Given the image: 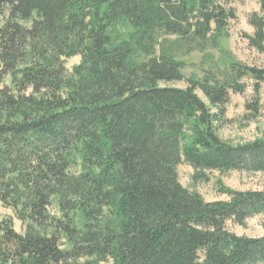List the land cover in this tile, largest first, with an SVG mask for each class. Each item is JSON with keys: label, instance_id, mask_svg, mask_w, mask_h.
<instances>
[{"label": "trees", "instance_id": "16d2710c", "mask_svg": "<svg viewBox=\"0 0 264 264\" xmlns=\"http://www.w3.org/2000/svg\"><path fill=\"white\" fill-rule=\"evenodd\" d=\"M233 1L0 0V264H264V235L225 226L264 215V191L206 202L177 174L264 173V139L217 134L229 91L247 77L257 94L264 68L168 86L226 34ZM248 24L263 52L264 17Z\"/></svg>", "mask_w": 264, "mask_h": 264}, {"label": "rangeland", "instance_id": "374dc122", "mask_svg": "<svg viewBox=\"0 0 264 264\" xmlns=\"http://www.w3.org/2000/svg\"><path fill=\"white\" fill-rule=\"evenodd\" d=\"M236 18L229 22L226 34L217 39L216 44L202 52H193L179 58L183 67L181 73L184 79L169 83L168 86L185 89L189 81H203L207 76L219 82L231 84L234 82L232 66H249L264 68V51L259 52L249 46L248 36L253 35V28L248 24L252 13L261 14L256 1L236 0L230 3ZM122 33L127 32L120 25ZM80 62L79 57L65 61V67L70 74L74 66ZM243 91H229V99L225 105V121L218 129L220 139L232 144H244L264 139V86L257 94L253 92V81L245 77L238 80ZM196 94L204 99L200 91ZM179 183L189 191L198 193L206 202L227 201L223 193L232 191H264V173H246L231 171L227 173L204 172L201 177H194L193 169L181 164L177 167ZM0 215L12 216L10 210L0 204ZM13 226L21 232V224L13 218ZM226 229L236 236L259 238L264 235V215L247 219L243 225L226 222Z\"/></svg>", "mask_w": 264, "mask_h": 264}]
</instances>
